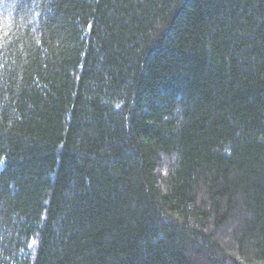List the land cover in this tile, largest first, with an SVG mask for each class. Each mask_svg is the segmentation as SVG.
<instances>
[{"label":"trees","instance_id":"trees-1","mask_svg":"<svg viewBox=\"0 0 264 264\" xmlns=\"http://www.w3.org/2000/svg\"><path fill=\"white\" fill-rule=\"evenodd\" d=\"M0 264H264V0H0Z\"/></svg>","mask_w":264,"mask_h":264}]
</instances>
